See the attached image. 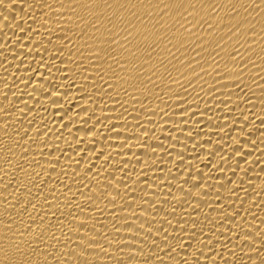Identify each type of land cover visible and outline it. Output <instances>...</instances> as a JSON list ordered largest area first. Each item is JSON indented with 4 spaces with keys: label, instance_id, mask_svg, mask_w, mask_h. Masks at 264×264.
I'll return each mask as SVG.
<instances>
[{
    "label": "bare ground",
    "instance_id": "bare-ground-1",
    "mask_svg": "<svg viewBox=\"0 0 264 264\" xmlns=\"http://www.w3.org/2000/svg\"><path fill=\"white\" fill-rule=\"evenodd\" d=\"M0 221L37 264H260L264 0H0Z\"/></svg>",
    "mask_w": 264,
    "mask_h": 264
},
{
    "label": "clouds",
    "instance_id": "clouds-1",
    "mask_svg": "<svg viewBox=\"0 0 264 264\" xmlns=\"http://www.w3.org/2000/svg\"><path fill=\"white\" fill-rule=\"evenodd\" d=\"M143 13H141L142 15ZM135 15V13H133ZM149 16L152 15L151 12L148 13ZM112 16L115 17V23L119 24L121 21H124L123 12L120 13L119 16L116 15V11L114 10ZM132 25H128L131 27ZM119 31V29H117ZM147 39V37H145ZM12 227L11 224L5 225L2 221H0V264H22L24 261H31V264H37L36 257L33 256L28 249L31 245L25 246V242L29 241L30 238L34 239V236L29 233L23 237V240L20 236L16 235L12 231H7L6 229H10ZM19 249V252L17 251ZM21 253H29L28 255H23ZM38 256L39 253H36Z\"/></svg>",
    "mask_w": 264,
    "mask_h": 264
},
{
    "label": "snow or ice",
    "instance_id": "snow-or-ice-1",
    "mask_svg": "<svg viewBox=\"0 0 264 264\" xmlns=\"http://www.w3.org/2000/svg\"><path fill=\"white\" fill-rule=\"evenodd\" d=\"M123 22L128 24V25H131L130 21H123ZM33 207H35V205H33ZM33 221H35V220H33ZM34 224L35 223H33L32 225H34ZM27 227L28 226H26L25 228H27ZM29 233H30V231H28V232H20V233H17L16 235H18L20 237H24L25 235H28ZM246 239H247V237H246ZM30 240H32L34 242V239L30 238ZM25 244L27 245V241L25 242ZM17 251L19 252V249H17ZM21 254L25 255L26 253H21ZM27 254H29V253H27ZM6 264H7V262H6ZM22 264H31V261H24V262H22ZM260 264H264V259L260 260Z\"/></svg>",
    "mask_w": 264,
    "mask_h": 264
}]
</instances>
